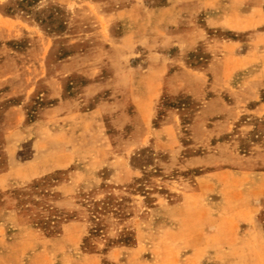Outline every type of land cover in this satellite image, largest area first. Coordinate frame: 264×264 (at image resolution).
Here are the masks:
<instances>
[{
	"label": "rangeland",
	"instance_id": "1",
	"mask_svg": "<svg viewBox=\"0 0 264 264\" xmlns=\"http://www.w3.org/2000/svg\"><path fill=\"white\" fill-rule=\"evenodd\" d=\"M0 264H264V0H0Z\"/></svg>",
	"mask_w": 264,
	"mask_h": 264
},
{
	"label": "crops",
	"instance_id": "2",
	"mask_svg": "<svg viewBox=\"0 0 264 264\" xmlns=\"http://www.w3.org/2000/svg\"><path fill=\"white\" fill-rule=\"evenodd\" d=\"M168 84H167V89H183V88H186V87H188V86H185V85H187V84H185V83H183V84H176V85H173V83L172 82H167Z\"/></svg>",
	"mask_w": 264,
	"mask_h": 264
}]
</instances>
